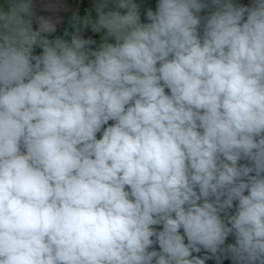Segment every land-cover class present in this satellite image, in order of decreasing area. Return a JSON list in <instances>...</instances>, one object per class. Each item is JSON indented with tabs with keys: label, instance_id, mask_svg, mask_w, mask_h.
<instances>
[{
	"label": "clouds",
	"instance_id": "clouds-1",
	"mask_svg": "<svg viewBox=\"0 0 264 264\" xmlns=\"http://www.w3.org/2000/svg\"><path fill=\"white\" fill-rule=\"evenodd\" d=\"M0 264H264V0H0Z\"/></svg>",
	"mask_w": 264,
	"mask_h": 264
},
{
	"label": "crops",
	"instance_id": "crops-1",
	"mask_svg": "<svg viewBox=\"0 0 264 264\" xmlns=\"http://www.w3.org/2000/svg\"><path fill=\"white\" fill-rule=\"evenodd\" d=\"M73 2H75V0H73ZM87 0H81V8L84 7V5L86 4Z\"/></svg>",
	"mask_w": 264,
	"mask_h": 264
},
{
	"label": "water",
	"instance_id": "water-1",
	"mask_svg": "<svg viewBox=\"0 0 264 264\" xmlns=\"http://www.w3.org/2000/svg\"><path fill=\"white\" fill-rule=\"evenodd\" d=\"M90 3H91V0H88V2H87L86 4H90ZM86 4H85V5H86ZM85 5H84V6H85Z\"/></svg>",
	"mask_w": 264,
	"mask_h": 264
}]
</instances>
